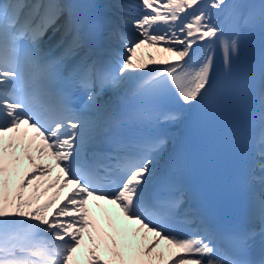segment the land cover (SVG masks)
Masks as SVG:
<instances>
[{"label": "snow or ice", "instance_id": "obj_1", "mask_svg": "<svg viewBox=\"0 0 264 264\" xmlns=\"http://www.w3.org/2000/svg\"><path fill=\"white\" fill-rule=\"evenodd\" d=\"M230 7L228 0H140V14L122 18L138 35L109 33L124 46L120 64L112 70L87 56L77 61L85 46L81 22L62 0H0V264H80V256L87 257V264H264V240L256 255L250 251L256 237H264V177L253 197L261 227L239 234L240 255H233L217 246L207 228L181 234V226L200 218L185 206L180 185L153 191L166 138L143 143L134 153L119 154L117 143L106 151V131L85 115L111 107L106 94L141 76L148 77L143 92L164 88L189 106L206 101L213 87L214 55L197 61L194 49L206 42L211 51L219 42L224 66L231 69L239 36L225 37L213 22V12ZM260 8L264 21V0ZM62 19L63 50L52 57L43 47L45 37L49 30L59 31ZM255 21L254 12L239 13L242 25ZM143 69L147 73L139 71ZM78 94L83 98L76 107ZM259 105L255 143L264 157V91ZM180 117L179 112L166 113L163 120ZM10 133L15 135L5 143ZM20 153L31 174L19 175ZM49 158L55 166L43 163ZM259 167L264 170V163ZM53 172V180L33 185ZM90 198L115 205L132 227L123 230L111 216L98 223L88 207Z\"/></svg>", "mask_w": 264, "mask_h": 264}, {"label": "bare ground", "instance_id": "obj_2", "mask_svg": "<svg viewBox=\"0 0 264 264\" xmlns=\"http://www.w3.org/2000/svg\"><path fill=\"white\" fill-rule=\"evenodd\" d=\"M119 1H121V0H119ZM120 8H121V14H122L123 11H124V8H123L122 6H121ZM122 10H123V11H122ZM61 24H62L63 26L65 25V23H64L62 20L60 21V25H61ZM124 25H125L127 28H132V27H130V24H125V23H124ZM57 27H58V26H56V28H57ZM63 34H64V28H62V30H61L60 32H58V33H56L55 29L49 30V32H48L49 37L54 36V40H55V42H57L58 40H60V39L62 38ZM153 51H154V50H153ZM161 55H162V54L157 53V57H158V58H160ZM151 67H154V65H149V68H151ZM145 70H147V69H143V70H139V71L143 72V71H145ZM126 82H127V81H125V83H124L123 85H121V87H120L119 89H117V90H115V91H110V92H108V93L106 94V96L104 97V99L107 100V101H109V102H111L113 99H115L116 97L120 96L121 93H122V91H123V89H124V87H125ZM100 111H105V109H101ZM95 116H96V112H92V113L90 114L89 118L92 119V118H94ZM97 119H98V118H97ZM13 135H15V134H12V136H13ZM9 138H10V136H9ZM9 138H8L7 140H5V143H8V142H9ZM24 142H27V140H25ZM37 143H39V142H37ZM33 148H35V146H33ZM34 154H35V152H34ZM19 155H20V158H21V161H22V165H21V167L18 169V173H19V175L22 176V175H24V174H26V173L31 174L33 170H32V168H31V166L27 164L26 158L23 156L22 153H20ZM161 155H162V152L160 153V155H159V157H158V163H159V162L161 161V159H162V158H161ZM43 163H52V164L55 166V161L51 160L50 158H49V159H45V161H43ZM158 163H157V164H158ZM56 172H58V169L56 170ZM56 172H53L51 177H38L37 180L33 181V185H35L37 182H40V181L48 182V181L53 180L54 177H55V175H56ZM17 183H19V180H18V179H17ZM71 187H73V186L70 185V186H69V190L71 189ZM41 191H43V187L41 188ZM30 194H31V193H30V189H29V190H28V193H26V195H30ZM67 194H68V192L66 191V192L61 196V200L65 199V197L67 196ZM51 195H52V193L50 192V193H49V196H51ZM89 201H91V199H90ZM46 202H47V197H45V199L41 201V203H46ZM109 208L115 213V215H116L117 218L122 219V221H124L122 214L119 212V209H118L115 205H110V204H109ZM124 224H127V222H126V221H124V222H121V221H120L119 226H120L123 230L128 231V230L131 228V225H130V227H125ZM129 235H130V234H129ZM85 240H87V236H85ZM129 242H132V243H133V239H132V240H129ZM162 246H163V245H161V248H162ZM78 255H79V254H78ZM80 264H87V257H86V256H80Z\"/></svg>", "mask_w": 264, "mask_h": 264}, {"label": "rangeland", "instance_id": "obj_3", "mask_svg": "<svg viewBox=\"0 0 264 264\" xmlns=\"http://www.w3.org/2000/svg\"><path fill=\"white\" fill-rule=\"evenodd\" d=\"M117 4L119 6H124V5H128L127 8H124L123 13L121 14V8L119 9V17L122 19L126 14H130L132 16V18H135L136 16H138L140 14V8H139V4H140V0H117ZM123 21V20H122ZM130 27H132L130 25ZM131 30L134 31V36H137V32L135 31V29L132 27ZM122 44V43H121ZM162 156H163V152H162ZM30 193H31V189H30Z\"/></svg>", "mask_w": 264, "mask_h": 264}]
</instances>
